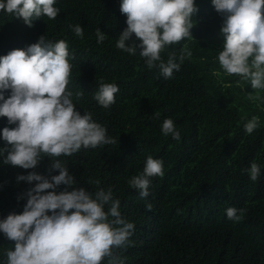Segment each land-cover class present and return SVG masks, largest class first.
<instances>
[{
  "label": "trees",
  "instance_id": "trees-1",
  "mask_svg": "<svg viewBox=\"0 0 264 264\" xmlns=\"http://www.w3.org/2000/svg\"><path fill=\"white\" fill-rule=\"evenodd\" d=\"M0 264H264V0H0Z\"/></svg>",
  "mask_w": 264,
  "mask_h": 264
},
{
  "label": "rangeland",
  "instance_id": "rangeland-1",
  "mask_svg": "<svg viewBox=\"0 0 264 264\" xmlns=\"http://www.w3.org/2000/svg\"><path fill=\"white\" fill-rule=\"evenodd\" d=\"M251 67H245L244 68V71H247L248 69H250ZM253 68H255L256 69V67H253Z\"/></svg>",
  "mask_w": 264,
  "mask_h": 264
}]
</instances>
